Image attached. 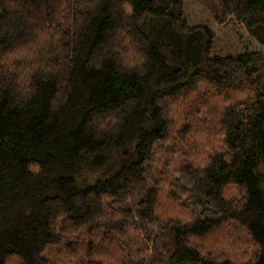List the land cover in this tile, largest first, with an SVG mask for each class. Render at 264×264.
<instances>
[{
    "label": "trees",
    "instance_id": "trees-1",
    "mask_svg": "<svg viewBox=\"0 0 264 264\" xmlns=\"http://www.w3.org/2000/svg\"><path fill=\"white\" fill-rule=\"evenodd\" d=\"M212 45L183 0H0V264H264V55Z\"/></svg>",
    "mask_w": 264,
    "mask_h": 264
},
{
    "label": "rangeland",
    "instance_id": "rangeland-1",
    "mask_svg": "<svg viewBox=\"0 0 264 264\" xmlns=\"http://www.w3.org/2000/svg\"><path fill=\"white\" fill-rule=\"evenodd\" d=\"M184 16L189 24H206L213 33L211 55H234L244 51H260L264 55V45L260 44L234 18L220 22L215 20L210 10L198 0H183ZM41 255L55 264H89L84 256L61 259L56 254V245L49 244Z\"/></svg>",
    "mask_w": 264,
    "mask_h": 264
}]
</instances>
